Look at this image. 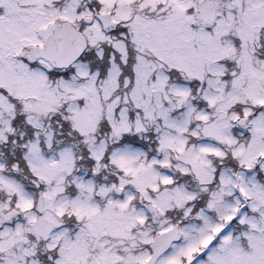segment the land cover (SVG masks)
Wrapping results in <instances>:
<instances>
[{
  "label": "snow or ice",
  "instance_id": "1",
  "mask_svg": "<svg viewBox=\"0 0 264 264\" xmlns=\"http://www.w3.org/2000/svg\"><path fill=\"white\" fill-rule=\"evenodd\" d=\"M0 264H264V0H0Z\"/></svg>",
  "mask_w": 264,
  "mask_h": 264
}]
</instances>
